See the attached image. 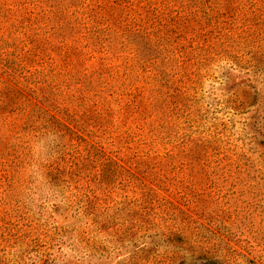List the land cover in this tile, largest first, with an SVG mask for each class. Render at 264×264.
<instances>
[{
	"label": "rangeland",
	"instance_id": "374dc122",
	"mask_svg": "<svg viewBox=\"0 0 264 264\" xmlns=\"http://www.w3.org/2000/svg\"><path fill=\"white\" fill-rule=\"evenodd\" d=\"M131 1L140 4L142 16L164 18L175 31L169 18L189 11L180 0H128V9ZM234 5L232 29L224 31L232 34V47L226 43L206 53L183 109L159 112L152 154L143 155L146 146L137 142L147 126L134 141L103 144L134 177L124 172L112 179L88 216L65 199L69 193L52 195L40 174L26 179L48 157L52 136L33 143L32 164L21 171L25 177L8 193L0 186V264H264V0ZM179 78L169 81L175 85ZM5 81L0 75V85ZM140 157L189 165L185 173L175 168L172 177H153L141 173L144 163L137 172L129 165ZM201 162L212 172L202 173ZM51 203H58L59 215L47 210ZM18 214L38 230L48 229V243L37 238L41 247L28 252L27 239L15 236Z\"/></svg>",
	"mask_w": 264,
	"mask_h": 264
},
{
	"label": "trees",
	"instance_id": "16d2710c",
	"mask_svg": "<svg viewBox=\"0 0 264 264\" xmlns=\"http://www.w3.org/2000/svg\"><path fill=\"white\" fill-rule=\"evenodd\" d=\"M126 3L0 0V75L6 78L0 85L4 193L25 177L21 171L32 164L33 143L51 135L48 157L26 179L40 174L52 195L69 193L65 199L88 216L98 192L105 191L112 179L124 172L134 177L105 153L103 144L134 141L147 126L148 133L137 142L146 146L143 155L152 154L159 112L168 106L183 109L196 90L206 53L226 43L232 47V34L224 31L234 23V0H180V8L189 11L169 18L177 31L162 22L164 18L142 16L139 3H129L133 10ZM223 51L231 54L230 49ZM176 75L180 78L174 85L169 77ZM83 132L95 138L93 142ZM143 163L141 173L147 170L162 178L172 177L175 168L185 173L189 165L147 163L141 157L129 165L137 172ZM199 167L202 173L213 170L204 162ZM47 210L60 214L58 203ZM14 216L15 236L27 239L28 252L41 247L35 244L37 238L47 243L51 239L48 229L38 230L30 220L23 225L26 217Z\"/></svg>",
	"mask_w": 264,
	"mask_h": 264
}]
</instances>
